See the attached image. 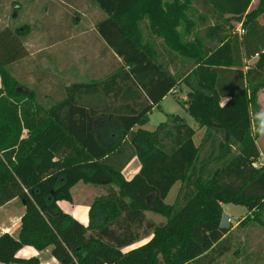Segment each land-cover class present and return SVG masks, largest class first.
<instances>
[{
  "label": "trees",
  "instance_id": "obj_1",
  "mask_svg": "<svg viewBox=\"0 0 264 264\" xmlns=\"http://www.w3.org/2000/svg\"><path fill=\"white\" fill-rule=\"evenodd\" d=\"M93 1L106 14L96 31L121 64L102 78L71 82L48 109L33 94L13 89L7 66L28 51L21 29H0V206L17 197L25 207L18 237L0 234V262L36 264L16 255L31 245L51 246L62 264H214L232 247L219 227L222 204L247 208L239 224L258 209L264 213V166L253 165L264 112L256 118L252 109L264 85V0L251 12L252 0H195L215 20L204 34L215 46L202 43L192 70L195 83L184 80L186 109L205 127L199 145L183 119L160 122L152 131L134 128L179 84L170 68L181 42L176 28L186 23L182 11L190 1ZM225 14L243 18V33L227 34L218 21ZM156 46L169 54L167 64L154 54ZM136 89L145 103L114 107L121 93ZM87 94L104 96L108 109L84 103ZM135 156L140 169L126 180L121 171ZM79 181L102 190L90 205L87 226L57 204L71 201L70 188ZM176 182L182 201L168 204ZM145 211L165 221L153 222Z\"/></svg>",
  "mask_w": 264,
  "mask_h": 264
},
{
  "label": "rangeland",
  "instance_id": "obj_2",
  "mask_svg": "<svg viewBox=\"0 0 264 264\" xmlns=\"http://www.w3.org/2000/svg\"><path fill=\"white\" fill-rule=\"evenodd\" d=\"M189 1L182 11L187 21L181 22L176 28L181 42L173 52L175 62L170 68L179 79V84L163 100L161 107L148 114L141 124L147 128L144 130L152 131L162 121L172 123L175 117L185 120L192 127L196 126V121L186 109L187 93L184 80L188 76L192 83H195L192 70L196 67V53L202 51L204 44L215 46L214 42L204 39L205 27L213 24L215 20L212 14L205 12L195 0ZM259 3L260 0H253L248 12L255 10ZM104 14L93 0H0V29L5 26L21 29L29 50L23 68L11 74L12 83H16L13 89L27 95L33 94L36 102L44 109L60 101L64 96L63 88L73 81V63L78 59L81 62L79 79H85L82 74L88 59H91V64L95 63V66L98 63V54L104 45L103 40L97 37L94 26L104 18ZM218 21L223 22L228 35L240 34L243 18L225 14ZM256 61L255 58L247 62V65L253 66ZM111 65L110 70L103 68V75L100 74L102 67L97 68L94 78L99 79L116 68L114 61ZM263 95L264 85L257 90L256 100L252 105L256 118L262 114ZM85 100L94 106L102 102L97 96ZM199 137L198 133L195 137L197 143ZM217 137L218 140L223 138L220 134ZM256 143L261 152L256 161H264V132L256 139ZM209 149L208 143L204 145L201 157ZM232 150L233 153L236 152L235 147ZM71 193L75 195L76 188L71 189ZM95 193H100V190H95L93 195ZM169 200L168 197L166 202ZM226 209L232 222L224 229L227 230L226 234L230 235L232 247L230 252L214 264H264V213L258 209L255 216L250 215L246 222L239 224L236 221L244 215L247 208L230 204ZM158 218L165 221L164 216L158 215ZM141 244V240L137 241L123 251H129Z\"/></svg>",
  "mask_w": 264,
  "mask_h": 264
},
{
  "label": "crops",
  "instance_id": "obj_3",
  "mask_svg": "<svg viewBox=\"0 0 264 264\" xmlns=\"http://www.w3.org/2000/svg\"><path fill=\"white\" fill-rule=\"evenodd\" d=\"M252 1H251V3H252ZM251 3H250V5H251ZM104 15H105L104 17H106V14H104ZM95 26H94L95 33H96L97 37L101 40L100 36L98 35V33L96 31ZM142 26H144V25L142 24ZM102 43L104 46H101L102 48L100 49L99 54H98L99 61L96 64V66H95V63L91 64V61H90L91 59H88V64L86 66H84L85 68L82 66L84 68L82 75L85 79H79V77H81V75H80V73H81V67H80L81 62L79 61V59L76 63H73L72 75L74 76V78H73L72 82H89V81L95 80L94 77H95V73H96L97 68L102 67L100 74L103 75V72H104L103 68L107 67L108 70H110L112 68V65H111L112 61H114L115 67H118L121 64V59L119 57L115 56L113 54V52L111 51V49H109L103 41H102ZM24 44L27 48V44L25 42H24ZM153 49H154V54L160 55V53H161L162 56L159 57V60L160 61L164 60L165 63L167 64L168 61L170 60L169 54L165 53V51H163L160 48V46H156L157 50H155V48H153ZM27 51H29L28 48H27ZM27 56L23 57L22 59H20L18 61L13 62L9 66H7L10 74H14V72L16 73V70H20L21 68H23L24 61H25ZM255 58L256 57L252 58L251 60L245 61L246 67H250L249 65H247L248 64L247 62L253 61V59H255ZM105 61H106V64H105ZM112 72H113V70L110 71L108 74H110ZM108 74L106 73V75H108ZM75 78H77V79H75ZM100 78H102V77H100ZM177 86H175L172 90H174ZM185 87H186L185 92L187 93L189 89L187 86H185ZM171 91H169L159 101V104H158L159 107H161V103L163 102V100L166 99V97L171 93ZM94 96H97V97L102 99V102L98 103V105H95V106L90 101L85 100L86 98H91ZM263 97H264V95H263ZM48 98L50 100V97H48ZM146 101H147V99H146L145 94L142 91L136 89L134 93H129V92L121 93L117 97V100L114 101V105H116L114 107H118L117 105H119V107H121V106H124L126 104H131L134 107H138L139 105L145 103ZM83 102L88 104L89 106L93 107L94 109H98V110L99 109H105L106 106L109 107V105H110L109 101L104 96H101L99 94L98 95L87 94V95L83 96ZM156 108L157 107L152 108L151 111L153 109H156ZM107 109L108 108H106V110ZM151 111H149L148 114ZM263 112H264V102H263V105L261 106V113H263ZM148 114H147V116H148ZM162 122H164V121H162ZM184 122H186V121L184 120ZM188 125L191 126L190 124H188ZM143 126L144 125H136L134 128L135 129H137V128L147 129ZM192 128L195 130V133L193 135V141H194L195 145H199V143H200V141L204 135L205 127H200L198 125V123L196 122V126L192 127ZM198 133L200 134V137H199V141L197 143L196 142L197 140L195 137ZM260 154H261V152H260ZM140 166H141L140 159L136 156L133 157L131 159V161H129V163L121 171L123 178L126 180H130L134 176V174H136L139 171ZM181 186H182V184L180 182H176L171 187V189L169 190V192L165 198V202H166V199L168 197L170 200L167 201L166 203L173 204L177 201H180V200L182 201V197H181V193H180ZM74 188H76V194L77 195L76 194L72 195V193H71V189H74ZM114 188L117 189L115 186H114ZM95 190L96 191L100 190V193H95L93 195V192ZM101 193H102V190L99 187V185L79 181L70 188L71 201L59 200L57 202V204L63 211L69 213L74 219H76L77 221L82 223L84 226H87L89 224L90 205L93 202V198H95L96 196H98ZM228 205H230V204H222V210H223V213H227L229 215V213L226 211L227 210L226 207ZM24 211H25V207H24L23 203L21 202V200L17 197L10 199L9 201L2 204L0 206V234L8 233L11 236H13L14 238H17L19 235V231H20V220H21L22 215L24 214ZM247 213H248V210L244 213L243 216H241L239 219H237L236 223H238L239 220L244 218ZM145 215L148 219H150L153 222H156V223L164 222V220H160L158 218V215H160V214L153 213L151 211H145ZM230 219H231V216H230ZM231 222L232 221H230V223ZM150 237L151 236L141 239V243L142 244L145 243L146 241H148L150 239ZM16 255H17V257L23 258V259H35V260H37L36 264H62L61 261L57 260L51 254V246H48V247L41 249V250H38L31 245H25L17 251ZM0 264H26V263H2V262H0Z\"/></svg>",
  "mask_w": 264,
  "mask_h": 264
},
{
  "label": "water",
  "instance_id": "obj_4",
  "mask_svg": "<svg viewBox=\"0 0 264 264\" xmlns=\"http://www.w3.org/2000/svg\"><path fill=\"white\" fill-rule=\"evenodd\" d=\"M180 121H181V119L178 118V117H175L173 119L174 123H177V122H180ZM229 225H230V216L227 213H222L221 220H220V223H219V227L221 229H224V228L228 227Z\"/></svg>",
  "mask_w": 264,
  "mask_h": 264
},
{
  "label": "built area",
  "instance_id": "obj_5",
  "mask_svg": "<svg viewBox=\"0 0 264 264\" xmlns=\"http://www.w3.org/2000/svg\"><path fill=\"white\" fill-rule=\"evenodd\" d=\"M240 33H243V30L241 29V32ZM254 166H264V161L260 160V161H255L253 163Z\"/></svg>",
  "mask_w": 264,
  "mask_h": 264
}]
</instances>
